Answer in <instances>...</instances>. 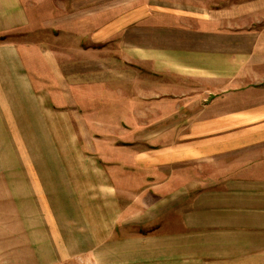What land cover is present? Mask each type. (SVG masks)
Listing matches in <instances>:
<instances>
[{"label": "crops", "instance_id": "crops-1", "mask_svg": "<svg viewBox=\"0 0 264 264\" xmlns=\"http://www.w3.org/2000/svg\"><path fill=\"white\" fill-rule=\"evenodd\" d=\"M215 17L188 23L194 45L153 54L151 75L164 80L112 100L119 116L72 90L74 115L35 88L12 40L0 41L10 122L24 103L23 129L54 130L62 149L56 130H70L74 156L32 159L25 146L21 175L0 164V263H264V154L255 155L264 152V83L245 76L264 70V31L213 27L223 24ZM29 20L23 0H0V38Z\"/></svg>", "mask_w": 264, "mask_h": 264}, {"label": "rangeland", "instance_id": "rangeland-1", "mask_svg": "<svg viewBox=\"0 0 264 264\" xmlns=\"http://www.w3.org/2000/svg\"><path fill=\"white\" fill-rule=\"evenodd\" d=\"M23 2L30 17L28 25L22 31L0 38V41L11 39L20 53L25 69L30 73L35 88L43 89L53 99L59 98V102L57 100L56 103L67 106L74 115H77V110L73 107L71 109L72 90H75V93L77 90V96L83 101L87 94L90 95V100L94 96L93 102L99 101L95 105H107L111 107L108 113L117 116L123 105L110 104L123 92L122 95H129L132 90H140L143 91V95L148 94L152 80L154 82L164 80L151 75L153 54L161 53L157 51L158 49L168 52L170 48L181 49L194 45L192 44L195 42L194 38L185 33L188 32L185 28L189 27L188 23L197 15L201 18L216 16L217 20H222L223 24L219 23L213 27L221 25L224 28L236 29L239 26L237 29L246 31L249 26L255 25L258 31H264V0H23ZM232 15L237 17L236 22L230 25L229 17ZM213 27L207 26L214 29ZM241 40L243 39L240 37V43ZM262 42L264 44V39ZM171 52L174 54V51ZM175 54L177 55L173 57L177 60L181 61L184 57L178 55L179 53ZM262 55L261 63L264 62V54ZM170 58L172 59V56ZM135 63L143 66L141 75L136 74ZM247 74L252 76L254 82L264 83V70L246 72L245 76ZM135 78L141 79L142 88L135 89L130 86ZM3 84L6 85L5 79ZM7 89L9 88L6 86L0 87V94H4ZM108 96L111 102L101 104L104 97ZM6 99H11V96L5 94L2 100ZM19 105L22 111L16 113L12 122L0 105V164L11 163L10 168H13L14 173L21 175L26 168L25 146H30L32 159H55L59 153L65 159L74 158L69 145L70 130H56L59 141L61 139L63 143L62 149V145H55L54 130L23 129L30 119H23L24 103ZM89 105L92 107L94 104L90 102ZM240 105L243 106L241 103ZM146 107L147 105L144 109ZM108 113L104 115L105 118ZM79 115L86 117V110L79 111ZM85 120L93 136L95 127H99L97 123L95 124L96 118L91 114ZM85 130L86 125L81 131ZM39 138L43 141L40 145L41 153L37 149ZM59 145L61 150L57 151L55 148ZM257 154L264 152L256 150L255 155ZM6 171L7 167L0 168V173L6 174ZM59 264L85 263L76 258Z\"/></svg>", "mask_w": 264, "mask_h": 264}]
</instances>
